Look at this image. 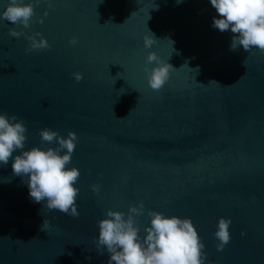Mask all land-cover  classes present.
<instances>
[{
    "label": "water",
    "instance_id": "1",
    "mask_svg": "<svg viewBox=\"0 0 264 264\" xmlns=\"http://www.w3.org/2000/svg\"><path fill=\"white\" fill-rule=\"evenodd\" d=\"M52 2L34 3L23 29L50 49L26 52L25 36L10 37L15 26L0 18V113L25 123L24 150L57 147L41 142L43 128L77 134L66 167L80 172V215L33 201L12 171L18 150L0 165V264H108L107 249H96L98 221L140 202L142 237L147 210L191 218L205 264H264V53L231 51L233 33L212 27L210 0ZM6 6L0 0V13ZM148 30L158 43L146 49ZM153 51L175 68L159 91L144 71ZM221 217L231 219V239L217 251Z\"/></svg>",
    "mask_w": 264,
    "mask_h": 264
},
{
    "label": "clouds",
    "instance_id": "2",
    "mask_svg": "<svg viewBox=\"0 0 264 264\" xmlns=\"http://www.w3.org/2000/svg\"><path fill=\"white\" fill-rule=\"evenodd\" d=\"M45 2L49 8L53 6L52 0ZM176 2L179 4L183 0ZM34 3L38 4L40 0H29L28 3L24 0H7L6 8L0 13V18L15 26L9 29L10 37L25 36L28 41L26 52L51 47L40 32L28 35L23 31L33 23ZM210 3L219 16L213 18L212 27L221 33L229 30L233 33L231 51L242 47L245 52L256 48L264 53V0H210ZM39 22L43 23V18ZM148 31L150 35L143 37L146 49L158 43L155 35ZM78 42L75 37L69 41L73 46ZM154 63L156 66L150 69L149 65ZM170 70L175 68L168 62L161 61L154 51L148 53L144 71L152 90L159 91L165 85ZM72 76L77 82L83 79L81 72H74ZM209 83L220 85L216 81ZM125 118L127 117L120 119ZM26 132L27 127L23 120H18L15 115L0 113V165L7 166L10 158L19 150L20 154L14 156L12 171L14 175L26 178L25 183L33 201H46L44 210H56L73 218L79 217L76 203L79 189L74 185L78 182L80 172L76 167H66L71 163L79 137L73 131H69L65 138L57 131L43 128L39 131L41 142L49 145L55 143L57 147H48L45 150L34 146L30 150H24ZM91 188L96 194L100 191L99 184H93ZM145 211L143 202H140L139 206H130L127 214L109 209L106 212L107 218L98 221V237L94 238L96 249L100 254H103L104 248L107 249L110 253L108 264H205V245L201 242L191 218L166 216L158 211L147 210V215L151 218L150 226L144 228L146 235L142 237L136 218L143 216ZM230 224V218L221 217L218 220L214 233L219 241L217 251H223L230 242ZM42 230L46 231L45 220Z\"/></svg>",
    "mask_w": 264,
    "mask_h": 264
}]
</instances>
